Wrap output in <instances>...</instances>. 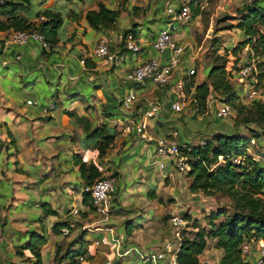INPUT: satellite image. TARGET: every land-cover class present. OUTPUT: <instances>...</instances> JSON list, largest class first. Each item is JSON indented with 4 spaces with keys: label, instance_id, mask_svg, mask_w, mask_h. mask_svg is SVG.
I'll use <instances>...</instances> for the list:
<instances>
[{
    "label": "crops",
    "instance_id": "1",
    "mask_svg": "<svg viewBox=\"0 0 264 264\" xmlns=\"http://www.w3.org/2000/svg\"><path fill=\"white\" fill-rule=\"evenodd\" d=\"M99 1L110 7L116 4L110 3L112 0H65L64 3L60 0L39 3L36 0L38 9L61 11L65 18L60 29V41L49 48H43L35 40L25 44L6 43L5 38L11 30H0V101H8L5 107L10 108L1 115L0 124L4 128L0 131L8 129L15 139L6 152L0 153V264H32L35 257L30 249L23 246L31 239L33 231H41L48 236L43 246L44 264H70L69 251L82 247L84 258L91 256L88 264H146L145 255L161 247L167 235L158 239L144 237L137 241L135 230L130 235L124 231L126 226L121 214L100 215L83 202L81 173L74 163L76 153L87 161L99 162L103 173H117L114 210L121 203L134 201L127 197L133 186L130 181L142 170L149 187L157 194L150 196L151 204L157 197L161 200L163 194L169 193L172 197H181V200L170 203L166 208L192 213L201 202L198 199H204L203 191L190 189L191 178L187 170H180L172 159L165 160V167L156 162L157 138L167 136L181 144L191 141L193 136L190 130L195 116L188 112V108L180 113L174 111L171 106L175 96L172 84L162 86L147 80L137 85L139 99L132 115L139 112L147 99L162 103L161 114L150 122L148 139L123 130L125 117L120 110V102L130 91L125 74L149 57L167 60L169 53L155 50L152 40L165 25L172 0H160L156 12L149 9L137 32L142 44L138 53L117 46V33L129 26L123 21V14L115 27L95 29L89 25L86 12L95 8ZM70 10L73 11L71 15ZM183 28L176 37L187 46ZM103 34L111 38L118 52L117 61L107 64L102 59L93 58V66L82 63V58L93 55L98 38ZM185 53L181 56L177 77L186 80L189 105L196 84L205 79L211 66L201 67L199 78V68L194 67ZM192 67L197 75L187 73L186 69ZM27 91L33 94L34 103L27 102L29 97L24 99L23 92ZM212 96L211 93L208 100ZM24 102L30 106H25ZM51 102L56 103L55 108L44 112L43 107ZM220 102L221 99L216 101V105ZM58 104L62 106L61 111H56ZM102 123L116 127L117 134L105 152L100 154L92 144L86 146L85 137L86 124L94 128ZM28 141L38 142L37 151L35 145ZM49 207L56 213L46 214ZM75 208L78 213H74ZM57 221H68L71 232L65 235L56 231ZM125 242L129 244L126 250L123 248ZM210 252L218 255L213 262L218 263L224 250L212 245L199 255L200 260L208 261ZM203 256H207L205 260Z\"/></svg>",
    "mask_w": 264,
    "mask_h": 264
},
{
    "label": "trees",
    "instance_id": "2",
    "mask_svg": "<svg viewBox=\"0 0 264 264\" xmlns=\"http://www.w3.org/2000/svg\"><path fill=\"white\" fill-rule=\"evenodd\" d=\"M194 3L195 0L192 1L195 10ZM34 5L36 0H0V30L37 29L44 34L49 45L54 46L61 39L60 29L65 23L64 15L61 11L51 8L32 10ZM72 12L70 10V15ZM120 15L119 8L110 7L104 1H99L95 8L87 10L86 19L90 26L101 29L115 27ZM33 16L38 18L32 19ZM41 16L45 18L40 19ZM236 18L238 19L236 26L244 32L245 37L233 47V50L239 54L244 46L250 45L248 57L255 59L261 82L264 79V31L260 28H264V7L258 2L245 3ZM124 31H133L136 35L138 32L135 28H126ZM258 56L262 59L258 60ZM85 61L87 66L95 64L91 56H86ZM227 63L214 62L207 78L196 84L192 99L193 107L198 112H204L210 94L219 91L224 95L221 100L229 103L234 113L235 107L238 106L236 110L239 113H246V121L256 122L260 130L251 131L257 136H264V98L243 102L242 93L234 87ZM86 130V146L92 144L100 154L105 152L117 134L116 127L107 124H100L94 128L86 124ZM198 135L202 138L205 135L207 142L185 143L181 146L183 152L189 156L190 169L187 170L191 178L189 187L193 191H203L207 195L225 194L233 200L234 209L228 212L226 208H219L210 212L209 228L195 224L193 230L184 229L178 253L179 262L208 264L202 262L199 255L215 245L222 248L224 253L219 262L213 264H251L242 255L241 244L245 240L264 241V167L252 155H247L242 162L234 161L231 156L245 154L250 139L254 136L226 131L214 132L209 138L204 131L198 132ZM220 155L224 157L220 159ZM74 163L79 166L81 173L83 202L91 206L90 194L83 190V186L93 183L102 175L101 164L85 160L80 153L74 155ZM45 212L54 214L56 210L49 207ZM224 215L226 217L221 218ZM66 225H69L68 221H57L54 229L60 231V228ZM47 241L48 236L44 232H32L31 239L23 246L30 249L35 257L32 264H44L43 246ZM84 253L83 247L70 250L68 254L70 264H80L82 262L80 256ZM58 260L60 261L61 257Z\"/></svg>",
    "mask_w": 264,
    "mask_h": 264
},
{
    "label": "built area",
    "instance_id": "3",
    "mask_svg": "<svg viewBox=\"0 0 264 264\" xmlns=\"http://www.w3.org/2000/svg\"><path fill=\"white\" fill-rule=\"evenodd\" d=\"M193 0H172L168 6L166 23L155 34L152 40V46L158 52H168L167 60L153 56L144 59L140 63L131 67L125 74L126 81L130 84V91L121 99L120 110L124 114L123 130L128 133H135L140 138H149L150 122L162 112V103L159 100L150 98L145 101L137 114L132 115L135 104L138 101L137 85L151 80L159 85L165 86L172 84L174 98L171 106L175 112L180 113L185 110L189 103V94L186 88V80L183 77H177L178 69L181 66V56L186 51V45L181 43L177 37V31L190 24L193 20L194 9ZM227 1V0H225ZM247 4L261 3L264 7V0H244ZM41 16L40 19H44ZM264 31V28H260ZM30 40L38 41L43 48H49L42 32L37 29L12 30L5 38L9 44H25ZM117 46L126 50L138 53L142 49V44L138 36L133 31H120L116 35ZM250 45L243 48V52L249 54ZM92 58L104 60L107 64H113L118 59V52L113 47L111 38L103 34L98 38L94 48ZM81 62L86 64L85 57ZM187 73L192 75L196 73L194 67L187 68ZM231 78L237 76L242 82V98L245 102L264 98L263 91L260 88L259 69L255 59L246 60L239 68L230 67ZM28 103H34V100L28 99ZM55 102L43 107L44 112L53 110ZM215 114L218 118H228L234 116L233 107L222 101L216 105ZM205 135L201 143H206ZM182 144L170 139L167 136H161L156 139L155 157L160 167L167 165L166 159H172L176 167L182 171L190 169L189 156L182 150ZM260 148L257 152L255 148ZM247 155L255 157L264 167V145L260 144L255 137H252L243 155L231 156L236 162H242ZM224 156L220 155V159ZM117 177L115 175L102 173L93 183L84 185L83 190L90 194L91 206L100 215H108L114 210L113 197L116 192ZM78 213V209H73ZM191 220L183 212L174 213L170 218V234L163 241L161 247L148 252L144 259L146 264H180L178 253L181 248V240L184 229H190ZM71 232L68 225L62 227V233L67 235ZM259 244V245H258ZM242 255L251 262V264H264V241L245 240L241 244ZM80 259H84L81 255Z\"/></svg>",
    "mask_w": 264,
    "mask_h": 264
},
{
    "label": "rangeland",
    "instance_id": "4",
    "mask_svg": "<svg viewBox=\"0 0 264 264\" xmlns=\"http://www.w3.org/2000/svg\"><path fill=\"white\" fill-rule=\"evenodd\" d=\"M43 0H39V3ZM160 0H112L110 3H116L114 8H119L121 10V15L123 16V21L127 23L128 28H135L137 31L140 30V26L145 22L146 16L149 9H153L155 12L158 10L156 8ZM170 1V0H169ZM64 3L65 0H60V3ZM245 5L244 0H195L194 3V16L190 24L182 26V30L185 34V39L188 42L186 46V53L189 60L194 65L196 69L199 68V72L195 73L197 77H201L202 69L201 67L212 66L214 62H226L228 61V66L236 68L248 60V54L241 51L239 54L233 50L245 37L241 29L236 26L238 19L236 16L240 15ZM38 5H34L32 10H37ZM120 15V16H121ZM120 18V17H119ZM180 29L177 31L179 33ZM239 57V59H237ZM261 60V56L257 57ZM239 60V61H238ZM238 61V62H237ZM207 78V76L205 77ZM232 82L234 87L242 93V82L237 76L232 77ZM260 88L264 94V79L260 82ZM212 97L208 100L207 109L204 112H198L193 107V101L187 105L188 112L195 117L192 118L191 134L193 135L190 139L184 143L189 144H199L202 137L199 138L198 132L204 131L207 137H211L214 132L226 131L229 133L236 134H247L250 137L254 136L256 140L262 144L264 141V136H257L251 130H260L259 126L253 120L246 121V113H239L235 107L234 116L228 118H218L215 114L216 101L224 98V95L217 92H212ZM24 99L27 97L33 100V94L30 91L23 92ZM193 97V96H192ZM90 98V94L87 95V99ZM244 102V100H242ZM239 102V101H238ZM8 101H0V121L1 115L7 113L9 109ZM11 105H13L11 103ZM25 106H30L24 102ZM62 106L57 105L56 111H61ZM106 111V110H105ZM250 117L251 114L249 113ZM182 117V115H180ZM179 117V118H180ZM106 124V123H102ZM3 124H0V129H3ZM8 129L5 131H0V153L7 151L10 144L15 142L12 134L9 133ZM251 140V139H250ZM29 142V141H28ZM31 145H35L37 151L38 142L31 141ZM264 144V143H263ZM257 152H260V148H255ZM139 175H135L131 182L133 185L129 190L131 192L127 197L134 201H125L128 203H121L118 209L112 211V213L121 214L124 224L125 232L129 235L135 230L137 241L141 238H163L164 236L170 234V218L174 214L175 209H168L170 203L181 200V197H172L169 193L162 195L161 200L157 197L153 204L150 203L149 198L152 193L156 194V191L149 187L146 178L143 175V170L140 171ZM111 174V173H106ZM141 174V175H140ZM125 189V188H124ZM127 190V189H126ZM204 193V192H203ZM3 200V199H2ZM10 201H12L10 199ZM201 201L197 204V207L192 213L186 211L184 215L189 217L191 220L190 230L195 229V224L199 227L209 228L208 214L219 208H226L228 212H232L234 209L233 200L225 194H214L207 195L204 193V199H198ZM135 202V204H130ZM165 206V207H164ZM192 207H189L191 209ZM188 209V210H189ZM175 213H177L175 211ZM222 216L221 218H225ZM2 217L0 216V220ZM63 227V226H62ZM62 227L60 228L62 232ZM130 231V233L128 232ZM128 242L124 243L123 248L126 250L128 248ZM208 261L206 263H213L218 257L216 254L211 252L208 254ZM91 257V256H90ZM85 258L80 264H88L91 259ZM203 256V260L206 258ZM90 259V260H89ZM210 262V263H209Z\"/></svg>",
    "mask_w": 264,
    "mask_h": 264
}]
</instances>
